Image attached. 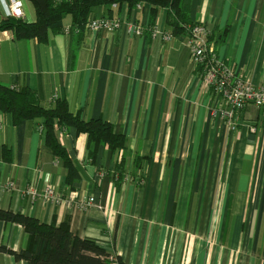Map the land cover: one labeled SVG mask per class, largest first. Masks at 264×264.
I'll list each match as a JSON object with an SVG mask.
<instances>
[{"label":"crops","instance_id":"1","mask_svg":"<svg viewBox=\"0 0 264 264\" xmlns=\"http://www.w3.org/2000/svg\"><path fill=\"white\" fill-rule=\"evenodd\" d=\"M0 0V21L6 18ZM23 19L36 20L23 1ZM169 10L98 7L91 18H121L114 34L80 31L72 18L47 43L0 34V83L31 89L44 108L65 101L83 121L109 122L126 148L101 147L91 158L87 135L58 131L79 168L67 171L44 145L39 124L13 125L0 113V209L59 226L96 242L126 264H264V108L249 105L230 130L212 110L221 99L191 64L188 34L173 35ZM192 24H205L216 57L256 87L264 84V0H190ZM129 24L157 26L174 37L135 36ZM66 30H68L66 32ZM53 186L66 200L92 196L95 206L34 203L18 192ZM22 226L0 222V246L24 249ZM0 264H27L0 253Z\"/></svg>","mask_w":264,"mask_h":264},{"label":"trees","instance_id":"2","mask_svg":"<svg viewBox=\"0 0 264 264\" xmlns=\"http://www.w3.org/2000/svg\"><path fill=\"white\" fill-rule=\"evenodd\" d=\"M30 3L36 15L33 23L23 18L6 17L0 21V34L13 33L17 40L36 39L48 42L50 35L63 31V21L72 18L73 27L84 30L93 11L102 6L130 7L147 4L153 17L159 9L169 10L168 25L173 35L189 34L194 25L189 18L190 0H22ZM154 27V26H152ZM151 28V27H149ZM0 113L11 117L13 125L32 122L43 127L44 145L58 159L67 171L66 183L73 184L80 179V171L70 154L58 138L61 129H74L77 135H87V149L95 158L101 147L111 152H121L126 148V138L116 134L113 126L103 120L83 121L71 113L65 101H57L51 108L40 105L36 94L29 88H9L0 83ZM0 222L22 226L28 236L24 249L13 251L0 246V253L12 255L16 261L27 264H126L121 258L111 261V255L96 242L81 239L73 234L70 224L59 226L45 224L35 217L0 209Z\"/></svg>","mask_w":264,"mask_h":264},{"label":"built area","instance_id":"3","mask_svg":"<svg viewBox=\"0 0 264 264\" xmlns=\"http://www.w3.org/2000/svg\"><path fill=\"white\" fill-rule=\"evenodd\" d=\"M5 7L6 17L17 19L24 17L22 0H10V4ZM123 23L125 21L121 18L102 17L92 19L86 28L92 32H105L111 35L118 31ZM128 31L135 36H142L146 31H150L153 38H160L164 42H169L174 37L157 26L146 28L139 24H129ZM208 38L209 30L205 24L196 23L190 28L187 46L191 52V64L196 71L200 72L207 90L222 101L220 106L212 110L213 117L226 122L230 130H235L239 124L237 119L239 112L249 105L264 108V84L256 87L253 83L244 80L241 75L236 74L231 66L216 57L210 48ZM38 130L42 133L43 127L39 126ZM1 189L9 192L16 191L21 197H29L33 203L38 198H42L46 203L54 206L65 202L69 205L75 204L79 210H86L95 206L96 203L92 196L76 202L66 200L65 196L57 193L53 186H47L42 194L36 187L29 185L19 188L13 182L4 184ZM111 261L115 262L113 258Z\"/></svg>","mask_w":264,"mask_h":264}]
</instances>
